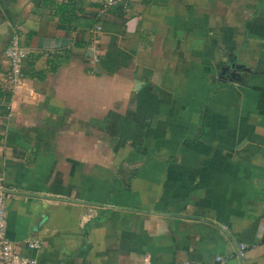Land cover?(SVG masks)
I'll list each match as a JSON object with an SVG mask.
<instances>
[{
	"label": "crops",
	"instance_id": "1",
	"mask_svg": "<svg viewBox=\"0 0 264 264\" xmlns=\"http://www.w3.org/2000/svg\"><path fill=\"white\" fill-rule=\"evenodd\" d=\"M100 2L0 0L5 237L36 264H264V0Z\"/></svg>",
	"mask_w": 264,
	"mask_h": 264
},
{
	"label": "built area",
	"instance_id": "2",
	"mask_svg": "<svg viewBox=\"0 0 264 264\" xmlns=\"http://www.w3.org/2000/svg\"><path fill=\"white\" fill-rule=\"evenodd\" d=\"M137 0H101L100 5L96 11V16L100 17L103 13L115 6H125L128 2ZM100 25L95 26V30H99ZM4 55L8 60L9 70L8 78L12 85L19 83L20 67L22 60L27 53L25 48L19 43L16 34H11L7 45L4 49ZM0 187V264H36L34 258L21 255L12 241L8 240L4 235V217H5V200L9 196L8 192L1 191ZM25 244L28 247L37 249L39 247V240L36 238H26ZM240 254V252H238ZM216 260L221 261L220 257ZM144 264V263H143ZM147 264V263H145ZM178 264H193L190 262H181Z\"/></svg>",
	"mask_w": 264,
	"mask_h": 264
},
{
	"label": "water",
	"instance_id": "3",
	"mask_svg": "<svg viewBox=\"0 0 264 264\" xmlns=\"http://www.w3.org/2000/svg\"><path fill=\"white\" fill-rule=\"evenodd\" d=\"M225 69H227V71H228L227 75H229L231 79H235V80L239 79V74H238L237 70H239V69H243V70H246V71L248 70L247 68H244L241 64H236V63H233V62L229 63V65ZM221 74H224V71H222ZM219 79L224 80L225 77L224 76H219ZM1 191L8 192L5 189H1ZM95 205H99V204H95ZM237 258L240 259L239 255H237Z\"/></svg>",
	"mask_w": 264,
	"mask_h": 264
},
{
	"label": "trees",
	"instance_id": "4",
	"mask_svg": "<svg viewBox=\"0 0 264 264\" xmlns=\"http://www.w3.org/2000/svg\"><path fill=\"white\" fill-rule=\"evenodd\" d=\"M49 5L52 6L51 4H49ZM52 7L54 8V12L55 13L59 12L58 15H60L61 10L64 8L63 5L62 6H60V5H58V6H52Z\"/></svg>",
	"mask_w": 264,
	"mask_h": 264
},
{
	"label": "flooded vegetation",
	"instance_id": "5",
	"mask_svg": "<svg viewBox=\"0 0 264 264\" xmlns=\"http://www.w3.org/2000/svg\"><path fill=\"white\" fill-rule=\"evenodd\" d=\"M225 75H227V74H225ZM229 76V75H228ZM230 77V76H229Z\"/></svg>",
	"mask_w": 264,
	"mask_h": 264
}]
</instances>
